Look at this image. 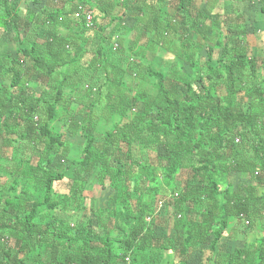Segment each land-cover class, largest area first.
Returning <instances> with one entry per match:
<instances>
[{"label":"trees","instance_id":"obj_1","mask_svg":"<svg viewBox=\"0 0 264 264\" xmlns=\"http://www.w3.org/2000/svg\"><path fill=\"white\" fill-rule=\"evenodd\" d=\"M193 1L171 0L184 12ZM147 3L0 0V137L12 149L0 153V264H191L194 251L207 254L196 264H264V70L241 43L219 41L215 65L190 40L176 49L164 4L148 13ZM78 4L94 11L92 28L75 17ZM126 18L140 27L132 41ZM10 29L14 54L2 46ZM147 34L149 49L170 45L193 73L148 64L138 46ZM114 115L120 122L99 132ZM68 136L84 143L60 170L75 147ZM232 174L244 179L234 185ZM66 179L68 193L58 192ZM95 183L115 193L114 206H87ZM160 208L173 219L167 237ZM235 220L261 235L223 254Z\"/></svg>","mask_w":264,"mask_h":264},{"label":"crops","instance_id":"obj_2","mask_svg":"<svg viewBox=\"0 0 264 264\" xmlns=\"http://www.w3.org/2000/svg\"><path fill=\"white\" fill-rule=\"evenodd\" d=\"M149 1L150 4L148 5L147 3L148 13L149 11L156 12L161 2L164 4L165 15L173 21L174 26L178 29L177 36L173 37L171 35L170 37L176 49L180 48L181 50L182 42L190 40L200 46L201 50L197 51L195 55L197 58L200 57V62L208 61V54L210 53L212 56L211 63L215 65L222 52V46L219 41L229 47L241 43L245 46L248 56L255 58L259 66H262L261 68L264 70V0H194L187 12L178 10L171 0ZM168 1L171 3H168ZM135 14L130 11L126 16H135ZM124 22H126L128 28H132L131 34L129 33L131 30H129L127 35L129 40L132 41L137 35L134 32L139 31L140 27L134 19L126 18ZM135 28L137 31L134 30ZM149 36V34L141 35L138 44L144 49L147 48L145 54L148 64L164 74L177 70L181 78L180 74L188 75L193 73L192 67L181 56L172 53L169 48L171 47L170 45L157 47L156 50L149 49ZM166 66H168L169 70L164 72ZM194 87L198 88L199 86L195 85ZM120 119V116L114 115L109 128L120 122ZM106 124V120L100 121V126ZM71 139L77 140L78 143L81 140L80 136ZM184 172L188 175V179V170H184ZM184 172H181L178 178L181 183L187 180L182 178ZM242 178L244 179V176L232 174L229 177V182L235 185L242 182ZM95 185L97 184L95 183L89 190L93 189ZM243 221L235 220L232 222L227 231L228 236L220 243L222 247L225 245L231 249L247 247L260 237V229L257 226L246 229ZM156 225L161 236L167 237L173 234V219L167 215L166 211L163 212L161 208L158 210ZM169 254L170 257L171 252Z\"/></svg>","mask_w":264,"mask_h":264},{"label":"rangeland","instance_id":"obj_3","mask_svg":"<svg viewBox=\"0 0 264 264\" xmlns=\"http://www.w3.org/2000/svg\"><path fill=\"white\" fill-rule=\"evenodd\" d=\"M27 1H28V4H30V2H32L33 0H27ZM20 12L24 15L26 13L25 8L23 7V9H22V7H21ZM24 28H26V27H24ZM25 32H27V30L24 31L23 28H22L21 32H20L22 37L25 35ZM14 35H15V32L13 31V29H10L9 35L7 36V38L5 37L8 40H6V43H4L2 45L3 48L5 50L7 49L8 52H10L11 54H14L15 51L17 50L16 49V45L17 44L15 43V41L12 38ZM176 60H177V58H176ZM174 64H175V62H174ZM172 67H174V66H172ZM174 68H176V67H174ZM168 70H169V68H168V66H166L165 69H164V72H167ZM153 81H154V78L148 77L147 80H146V83L143 86L146 87V88H149L151 91L154 92V89L152 88V82ZM76 82H77V79H74V83L73 84H76ZM61 126H62V123L58 122V123H56L55 127L59 128ZM101 126H103V127H101ZM101 126H99V128H98L99 132L105 131L106 128H109L110 124L108 125V123H107L106 125H101ZM68 138H70V136H68ZM80 139H81V137H80ZM72 141L75 143V147L73 148L72 151L69 152V155H70L69 160L65 161L62 164H58V168H60V170H65V168L70 163V161H71V159L73 157L80 156V153H81V150H80L81 148L80 147L84 143V141L82 139L79 140V143L75 139L72 140ZM137 147L140 148V149H138L137 152L135 151L136 157H138L139 159H142V160H144V159L149 157V153L145 152V149L141 148L140 145H137L135 148H137ZM11 150L12 149L10 147L7 148V147H5L3 145L2 138L0 137V153H3L4 155H7V154L11 153ZM29 150L30 149L25 148L24 150H21V153L25 155V154L30 152ZM33 155H34L33 156V160L36 162L39 159V154L35 153L33 151ZM187 177H188V175L185 174V172H184L182 178L183 179H187ZM92 179H93V181L95 180L94 177H92L90 180H92ZM68 185H69V180L66 179L63 182H61L60 184L56 185V190L58 192H60V193H68V191H69ZM94 187H93V189L88 190L85 193V195L88 197V199L86 200L88 207H90L91 205H94L96 207H98V206H114L115 193L113 191H111L109 189H103V188L99 187L98 185H95ZM91 199H92V201H91ZM81 215L82 214L80 212L78 214L77 213H74V214L65 213L64 217L66 219H68L69 221H76V220H79ZM252 244H254V242ZM219 248H220V250H221V252L223 254H228L229 252L232 251V249L229 248L227 245H225L223 247L221 245H219ZM206 255H207L206 252L205 253L201 252L200 254H198V253H195V251H194V259L192 260L191 264L199 263L200 259L202 261H204Z\"/></svg>","mask_w":264,"mask_h":264},{"label":"built area","instance_id":"obj_4","mask_svg":"<svg viewBox=\"0 0 264 264\" xmlns=\"http://www.w3.org/2000/svg\"><path fill=\"white\" fill-rule=\"evenodd\" d=\"M75 17L80 18L81 15L85 16L86 19V25L88 28L93 27V18H94V11L92 9L87 8V6L78 4L77 9L75 11ZM117 46V45H115ZM236 142H239V138L236 139ZM263 221H264V213H263ZM246 224L248 222L246 221ZM127 261H129V258H126Z\"/></svg>","mask_w":264,"mask_h":264}]
</instances>
